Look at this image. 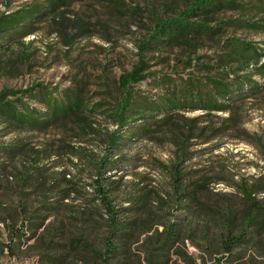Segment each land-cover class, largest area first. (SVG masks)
<instances>
[{"label":"rangeland","instance_id":"obj_1","mask_svg":"<svg viewBox=\"0 0 264 264\" xmlns=\"http://www.w3.org/2000/svg\"><path fill=\"white\" fill-rule=\"evenodd\" d=\"M41 1L0 0V14ZM191 1L70 0V5L62 6L54 16L36 20L33 32L10 42L2 41L7 50L0 54V90L24 89L35 83L59 91L81 89L92 102H110L105 106L108 111L103 112L109 113L111 103L120 96L119 76L130 71L140 56L148 61V71L160 81L162 75L176 79L178 75L183 78L199 73L201 78L206 76L210 70L198 72V64L213 67L214 72L209 73L213 76H218L215 69L229 71L224 68L228 65L222 66L218 59L232 41L252 44L258 54L264 52V12L259 0H236L242 6L221 9L207 15V19L191 18L219 27L214 36L142 53L139 42L151 35L156 21L177 17ZM231 68L237 69L234 72L240 77L251 78L261 89L254 95L242 96L230 104L228 111L180 110L173 112L168 125L153 132L134 131L123 140L119 169L105 174L110 176V181L122 184L121 196L112 203L115 207H129L138 198L146 200L147 209L154 214L157 223L182 226L190 233L184 244L178 243L174 250L183 252L188 261L195 264H216L215 259L221 256L213 237L217 233L218 216L225 215L227 208L240 211L243 201L237 194L239 184L264 175V76L255 72L252 65L237 67L233 64ZM133 89L141 97L155 100L166 95L165 88L154 86L152 79L136 84ZM150 115L147 121L166 116ZM134 117L127 119L129 126L137 129L145 120L136 116L134 121ZM228 118L232 120L228 122ZM111 119L90 113L92 128L84 130H80L79 123L64 122L44 132H0V147L25 145L17 154L0 152V264H37L28 247L10 254L3 246L11 238V225L15 222L21 227L26 222V218L13 212L19 208L22 178L39 166L44 171L41 175L32 173L31 177L37 180L24 188L35 191L30 196L33 204L44 201L43 196L47 195L51 197L48 200H54L53 192L47 187L55 185L54 180L61 177L81 180L77 190L84 196L93 195L92 187H86L91 183L86 176L92 172L85 169L83 174L74 165L83 169L86 160L99 161L105 155L108 151L103 142L105 135L118 129ZM71 148L81 151L85 160L72 156ZM204 179L214 184H209L207 191L196 190L194 200L184 207L185 195L179 194L195 190ZM61 183L62 188L71 185L65 180ZM258 198L264 203V194H259ZM65 202L68 203V209L63 211L66 215L72 213L71 207H86L73 194ZM123 217L133 219L135 215ZM162 227L160 225L159 229ZM140 249L139 242L133 244L129 250L132 254L122 262L138 264ZM210 250L216 251L210 255ZM233 253L239 256L240 263L251 258L257 263L264 262V237L259 244L236 249ZM169 254L173 263L187 264L182 256ZM223 263L238 264L225 260Z\"/></svg>","mask_w":264,"mask_h":264},{"label":"trees","instance_id":"obj_2","mask_svg":"<svg viewBox=\"0 0 264 264\" xmlns=\"http://www.w3.org/2000/svg\"><path fill=\"white\" fill-rule=\"evenodd\" d=\"M69 2L70 0H42L10 13L0 14V54L7 50L2 41L10 42L16 37L33 32L36 20L54 16L62 6L70 5ZM239 6L242 5L236 0H192L177 17L158 19L151 35L139 42L138 48L145 54L153 49L172 47L179 42L212 37L219 32V27L192 21L191 18L202 16V19H207V15L213 12ZM259 6L261 12H264V0H259ZM261 58H264V52L258 54L252 44L232 41L227 51L218 59L222 66L228 65L224 68H229V71L215 69L218 76H213L209 75L214 72L213 67L198 64V72L210 70L202 78L199 77L200 73L186 78L178 75L177 79L171 75H162V79L158 81L153 77L154 73L148 71V61L140 56L130 71L119 76L117 83L120 96L115 98V103H111L112 111L107 112L108 114L103 112L108 109L105 106L110 102H92L81 89L59 91L57 88L49 89L42 83H35L24 89L0 90L2 134L12 130L44 132L64 122L79 123L82 125L80 130H84L92 128L89 124L90 113L112 118L110 121L118 126L116 131L105 135L103 142L108 151L99 161L86 160L83 169L74 165L83 174L86 170L92 172L86 176L91 181L86 187H92L93 195L84 196L77 190L81 180L61 177L54 180L57 181L55 185L47 187L53 192L54 200H48L51 197L47 195L43 196L44 201L33 204L30 196L35 191H25L24 188L37 180L31 177L32 173L41 175L44 171L39 166L26 173L19 187V208L13 209L16 216L26 218V222L21 227H17L15 222L11 225V238L3 246L10 254H14V250L20 251L23 246L28 247L36 257L37 264H125L122 261L132 254L129 251L132 245L139 242L141 249L138 250V264H176L171 261L169 253L172 252L176 256H182L187 264H195L188 261L183 252L174 250L178 243L184 244L190 233L182 226L157 223L154 214L147 209L146 200L138 198L129 207H115L112 203L121 196L122 184L121 181H110V176L105 174L112 169H119L120 153L125 145L123 140H127V135L134 131L138 130L142 134L153 132L168 125L175 114L173 112L180 110L228 111L230 104L240 100L242 96L256 94L261 87L251 78L240 77L234 72L237 69L231 66L252 65L255 72L264 76V62L260 63ZM148 79H152L154 86L165 88L166 95L158 100L138 95L133 86ZM150 113L166 116L147 121L151 117ZM131 115L135 116L134 121L136 116L145 121L134 129L129 126L130 121L127 119ZM230 120L232 119H227L228 122ZM24 147V144L2 146L0 152L17 154ZM69 152L77 160H85L84 154L78 149L71 148ZM116 156L118 158L114 159ZM61 180L71 185L62 188ZM209 184L214 182L204 179L195 190L179 194L185 195L183 206L186 207V204L194 200L196 190L207 191ZM239 186L237 194L243 201L241 210L227 208L226 214L218 216L216 221L217 233L213 237L215 247L221 255L215 259L216 264H224L223 260L239 264L240 258L233 251L259 244L264 237V203L258 198L259 194H264V175L255 177L250 182L242 180ZM72 194L81 199L86 207H71L72 213L63 214L68 209L65 201ZM131 213L135 215L133 219L123 217ZM160 225L163 226L162 229H159ZM30 241L33 243L27 246ZM216 250H210V255ZM240 264L264 262L257 263L251 258Z\"/></svg>","mask_w":264,"mask_h":264}]
</instances>
